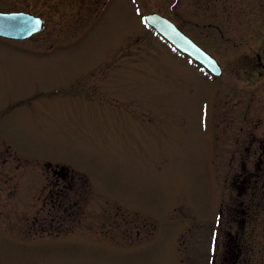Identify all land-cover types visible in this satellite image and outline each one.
<instances>
[{"label":"rangeland","instance_id":"374dc122","mask_svg":"<svg viewBox=\"0 0 264 264\" xmlns=\"http://www.w3.org/2000/svg\"><path fill=\"white\" fill-rule=\"evenodd\" d=\"M142 10L183 25L222 77ZM105 15L51 57L0 39V264H210L217 244L264 264V0H114ZM121 31L142 38L97 81L111 90L82 94L83 64ZM61 167L74 199L87 191L81 215L46 203Z\"/></svg>","mask_w":264,"mask_h":264},{"label":"flooded vegetation","instance_id":"af4514ba","mask_svg":"<svg viewBox=\"0 0 264 264\" xmlns=\"http://www.w3.org/2000/svg\"><path fill=\"white\" fill-rule=\"evenodd\" d=\"M113 1L114 0H0V13L10 14L14 19H17V21L13 22V27L14 30H16V36L20 37L7 38L0 36V39L15 41L20 44L16 47H20L22 51L26 52L32 51L33 53L50 57L58 52L63 54L67 44H72L76 41L78 43L87 35H90L91 30L96 26L97 22L105 18V14L112 9ZM151 12L157 11L144 13L142 10L141 12L145 28L162 40L171 52L178 54L181 59H186L189 64L197 66L203 73L213 79L219 80L222 77V75L218 77L213 76L205 67L195 62L189 56L179 52L172 44L165 40L146 22V16ZM165 17L173 21L184 31L183 25L179 26L174 19L168 16ZM34 28H40V30L30 34ZM141 34L140 31H121L116 38H110L109 41L105 43L100 50L101 54L98 58L93 59L92 62L83 64L85 70L81 71L77 80L81 81L89 78L90 81L81 86V93L87 94L88 91L92 94L98 91L101 93L109 92L111 89L104 86V84L98 85L97 81L100 80V83L106 82L110 71L113 69L112 67L124 66V60L128 59L132 52L131 49H133V47L131 43H133V39H136L135 42H139L142 38ZM254 66V70H257L264 76V58L260 54H258L257 62ZM233 115L234 118H240L241 111L237 112L233 110ZM53 172L54 180L51 182L46 180L45 188L48 183H50L49 189L46 191V197L49 201H46V203L49 206L64 210L71 209L77 216L81 215V209L83 206H86L82 200L85 198L87 199V196H85L83 192L87 193V191L83 186H79L77 181V189L79 187L77 190L79 201H77V198L74 199L75 197L71 196L68 185L69 182L66 181L68 177L71 179L73 176L65 174L63 169L60 168H54ZM60 182H62L63 185H59ZM71 214L72 212L70 211L69 215ZM77 220L79 225L82 224L80 223L81 217ZM119 227L122 228V225H119ZM218 245L220 244H217L216 248L213 246V251L216 252L220 249ZM215 252L213 253L210 264L239 263V256L228 254L229 251L226 254L223 253L222 256L216 255Z\"/></svg>","mask_w":264,"mask_h":264},{"label":"water","instance_id":"95a60500","mask_svg":"<svg viewBox=\"0 0 264 264\" xmlns=\"http://www.w3.org/2000/svg\"><path fill=\"white\" fill-rule=\"evenodd\" d=\"M14 21H17V19H14L12 15L0 13V36L20 38L15 34ZM146 21L178 51L204 66L212 75H222L223 69L217 59L198 45L170 19L160 13L151 12L147 14ZM39 30L40 28H34L30 34Z\"/></svg>","mask_w":264,"mask_h":264},{"label":"trees","instance_id":"16d2710c","mask_svg":"<svg viewBox=\"0 0 264 264\" xmlns=\"http://www.w3.org/2000/svg\"><path fill=\"white\" fill-rule=\"evenodd\" d=\"M60 169H63V171L65 172V174H70L71 172H69L68 168L66 167H61ZM73 174V173H71ZM73 176V175H72ZM74 177V176H73ZM239 240V239H238ZM239 247H240V244L239 243H236V250L239 251ZM238 254H235V256H237ZM234 264V263H232Z\"/></svg>","mask_w":264,"mask_h":264}]
</instances>
